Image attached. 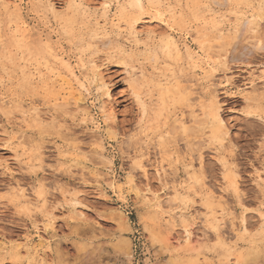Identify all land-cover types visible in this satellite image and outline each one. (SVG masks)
<instances>
[{"label":"rangeland","instance_id":"1","mask_svg":"<svg viewBox=\"0 0 264 264\" xmlns=\"http://www.w3.org/2000/svg\"><path fill=\"white\" fill-rule=\"evenodd\" d=\"M103 1L0 0V264H264L258 0Z\"/></svg>","mask_w":264,"mask_h":264},{"label":"bare ground","instance_id":"2","mask_svg":"<svg viewBox=\"0 0 264 264\" xmlns=\"http://www.w3.org/2000/svg\"><path fill=\"white\" fill-rule=\"evenodd\" d=\"M133 3H134V5H136V6H138V7H140V8H143L144 7V5H143V0H131ZM212 1V3L215 5V6H217V7H221V6H223L224 5V3H221L220 2V0H211ZM226 1V0H225ZM258 2H259V6H260V10H262L263 11V14H264V0H258ZM76 5H74L75 7H77L78 9H80V8H82V6H83V4L82 3H75ZM132 4V3H131ZM133 5V6H134ZM103 6H104V8H105V10L107 11L108 9V7L110 6V1L109 0H104L103 1ZM123 10H124V8H123ZM21 11V10H20ZM209 11L212 13V15H213V18H214V21H215V26L216 27H219V26H224V27H226V26H228V17H227V19H225L226 17H224L223 15H219L218 14V12H216L215 11V8L212 6V5H210V7H209ZM121 12V11H120ZM126 12V11H125ZM220 12V11H219ZM126 14V13H125ZM172 14V13H171ZM124 14H122V16H123ZM261 17H263L262 15H261ZM107 19V18H106ZM262 19V18H261ZM22 20V19H21ZM121 20V19H120ZM213 21V22H214ZM121 22V21H120ZM23 26V25H22ZM259 26V23H257V22H255V20L252 18V19H250V20H244L243 21V23H242V27H243V29H244V27L246 28V27H248V28H252L254 31L256 30V28ZM130 27V26H129ZM25 28H26V26H25ZM232 28V27H231ZM234 28V27H233ZM118 29L120 30L121 28L118 26ZM247 29V28H246ZM251 29V30H252ZM233 30V29H232ZM240 30H242V28L240 29L239 27L237 28V27H235L234 28V32H232V31H229L230 33H234V34H236V33H238V32H240ZM27 31H30V30H27ZM27 33V32H26ZM221 33H219V35L218 36H220V37H223L222 36V34L220 35ZM121 35V34H120ZM130 35H132V36H134V37H137L138 35H137V32H135L133 29L131 30V32H130ZM234 36V35H233ZM238 36H237V34H236V38H237ZM235 38V39H236ZM219 39H221V38H219ZM229 39V38H228ZM238 39V38H237ZM224 40V39H223ZM222 40V41H223ZM167 43V42H166ZM169 43H170V46H173V48H175V49H177V45H176V43H175V41H173V40H170L169 41ZM228 45H229V42H228ZM169 46V45H168ZM263 47V45H261L260 46V48H262ZM168 48V47H167ZM172 48V47H171ZM174 49V50H175ZM227 51V50H226ZM202 52V51H201ZM223 53V52H222ZM225 54V53H224ZM221 56V55H220ZM219 56V57H220ZM233 56V55H232ZM191 57V56H190ZM221 57H223L224 58V56H221ZM235 57V56H234ZM207 58V57H206ZM226 58V57H225ZM221 59V58H220ZM222 61H223V59H222ZM226 64V63H225ZM199 65V64H198ZM95 67L96 66H94L93 65V69L95 70ZM93 72V71H92ZM98 73V72H97ZM206 74V73H205ZM96 75H99V74H96ZM209 76V75H208ZM207 76V77H208ZM94 79H97V77L95 76L94 77ZM99 79V78H98ZM99 81V80H98ZM97 81V82H98ZM170 88V87H169ZM168 87H165L164 88V90H163V93L162 94H164L163 96H165L167 93H169L171 90L169 89ZM162 89V88H161ZM89 91V90H88ZM171 93V92H170ZM168 95V94H167ZM212 95V94H211ZM168 98V97H167ZM213 98H215V97H213ZM84 99L85 98H81V99H79V101H84ZM217 99V98H216ZM189 102V101H188ZM79 103V102H78ZM215 104V103H214ZM191 105V104H190ZM215 108V107H214ZM213 108V109H214ZM102 109H105V108H103L102 107ZM101 109V110H102ZM217 109V110H216ZM216 109L215 110H213V111H209L210 113H209V115H208V122H209V124L212 126L211 128H212V131H213V134L214 135H218V133H220L221 131H222V128H223V126H222V120H221V118H220V116H219V113H218V110H219V108L218 107H216ZM36 110V109H35ZM34 110V112H37V111H35ZM103 111V110H102ZM37 116H38V112H37V114H36ZM40 115V114H39ZM38 118V117H37ZM40 118H41V116H40ZM204 121V120H203ZM207 121V120H206ZM225 131V130H224ZM222 134V133H221ZM222 142H223V140H222ZM99 173V172H98ZM100 175V174H99ZM189 175H191V174H189ZM195 180H196V178H195ZM13 189V188H12ZM14 190V189H13ZM12 193H13V195H14V197L16 198V199H21V198H24V200H26V195H25V193H24V191H19V190H17L16 188H15V190L14 191H12ZM237 193H239V192H237ZM42 195V194H41ZM213 196V195H212ZM203 197V196H202ZM150 198L151 197H147V196H143V200L145 201V202H147V203H149L148 204V206L150 207V208H152V207H155V208H157V210H162V209H164V206H167V208H168V210L169 209H172V208H174V205L175 204H173L172 202H170V201H168V203L167 202H165V204H163L162 202H160V200H158L157 199V197L154 199V203L153 204H151V200H153V199H151L150 200ZM153 198V197H152ZM178 197H176V199H177ZM176 199H175V201H176ZM211 199V198H210ZM44 200H45V198H44ZM179 200V199H178ZM182 201H183V199H181ZM181 200H180V202H181ZM35 201H36V199H35ZM43 201V200H42ZM177 202V201H176ZM33 203V202H32ZM167 203V204H166ZM45 205V204H44ZM34 206V205H33ZM37 206V205H36ZM35 206V207H36ZM44 207H46V206H44ZM38 208V207H37ZM166 208V209H167ZM223 209V208H222ZM167 210V211H168ZM224 210V209H223ZM223 210L221 211V212H223ZM170 211V210H169ZM225 211V210H224ZM220 215V214H219ZM262 215V214H261ZM263 216V215H262ZM264 218V217H263ZM208 222L210 223V225H211V227L213 226V227H215V229L216 228H218L219 227V223H220V217L218 216V213H214V214H212L208 219ZM206 220V221H207ZM235 221V220H234ZM212 227V228H213ZM211 228V229H212ZM186 229V228H185ZM188 230V229H187ZM216 231V230H215ZM191 233V232H190ZM188 231H187V236H185V237H187V238H185L186 239V242H191V234H190ZM186 234V233H185ZM28 249H31V248H28ZM34 251H35V249H34ZM20 252V251H19ZM27 252H29V251H27ZM19 254V253H18ZM128 257L130 258L131 257V253H129L128 254ZM259 263V262H258ZM257 263V264H258Z\"/></svg>","mask_w":264,"mask_h":264}]
</instances>
